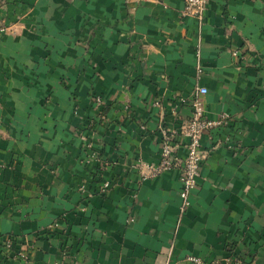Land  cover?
Here are the masks:
<instances>
[{
	"label": "crops",
	"instance_id": "obj_1",
	"mask_svg": "<svg viewBox=\"0 0 264 264\" xmlns=\"http://www.w3.org/2000/svg\"><path fill=\"white\" fill-rule=\"evenodd\" d=\"M184 5L4 0L0 237L30 238L33 264H264V0H208L203 24ZM198 85L212 116L233 118L203 135L221 143L181 214L180 169L143 180L133 164L159 159ZM100 167L112 187L86 197Z\"/></svg>",
	"mask_w": 264,
	"mask_h": 264
},
{
	"label": "built area",
	"instance_id": "obj_2",
	"mask_svg": "<svg viewBox=\"0 0 264 264\" xmlns=\"http://www.w3.org/2000/svg\"><path fill=\"white\" fill-rule=\"evenodd\" d=\"M4 0H0V13ZM208 0H185V5L182 9L183 15H195L198 17L200 24H203ZM6 26L0 16V31L7 30ZM200 54V50L198 51ZM233 55L236 57L244 58L240 49H234ZM202 65H198L199 73L202 72ZM196 93L189 102L192 106V114L189 118L182 121L177 130L163 129L162 138L160 140V154L159 159L155 162H148L143 159H138L134 162L133 166L140 172L143 180L154 178L162 174L165 170L176 167L181 171L180 176V212L185 214L192 203V193L198 186L200 179L203 176V164L209 154L210 150L217 147L221 140L211 144L210 147H205L202 143V137L206 132L214 128L227 125L233 116L227 111H222L212 116L206 107L204 98L201 94L208 91L204 85L196 87ZM182 101L185 98L181 97ZM96 102L101 104L102 97L96 95ZM158 105L159 102L155 101ZM89 129L93 130L92 123H88ZM87 126V127H88ZM86 142V148L90 149L91 139L85 133L82 134ZM180 146H185V154H182ZM88 155L84 158L85 161H90L97 157V154L90 149ZM112 187L111 180L103 177V171L100 167L95 174L94 180L91 184L83 181L79 189L86 197H92L96 193L105 194ZM59 225L58 221L53 222L50 228H55ZM33 242L30 238L23 236H16L14 234H4L0 237V247L4 258L14 259L20 261L22 264H33V259L30 254V249ZM187 259L194 264H220L218 260H209L204 257L190 254ZM226 259V264H239L240 258L236 254H232ZM58 264V262H55Z\"/></svg>",
	"mask_w": 264,
	"mask_h": 264
}]
</instances>
